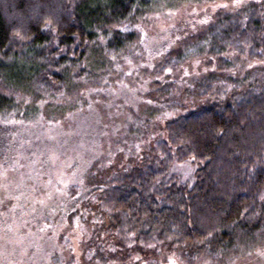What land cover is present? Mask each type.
Returning <instances> with one entry per match:
<instances>
[{
  "label": "trees",
  "instance_id": "16d2710c",
  "mask_svg": "<svg viewBox=\"0 0 264 264\" xmlns=\"http://www.w3.org/2000/svg\"><path fill=\"white\" fill-rule=\"evenodd\" d=\"M183 1L0 0V125L26 118L50 93L96 77L92 55L100 61L101 53L122 52L136 41L135 20L158 3L172 8ZM226 47L264 59V2L216 15L167 54L155 68L159 74L206 54L210 70L192 89L202 105L168 120L143 154L132 151L119 167L91 173L80 194L73 189L68 211L89 214L97 231L114 239L108 251L129 255L135 247L142 255L168 244L223 250L240 234L264 231V79L242 88L223 79L233 65ZM163 92L171 93L161 91L158 103ZM181 164L193 169L188 181L175 172ZM94 236L87 257L106 262L112 256Z\"/></svg>",
  "mask_w": 264,
  "mask_h": 264
},
{
  "label": "rangeland",
  "instance_id": "374dc122",
  "mask_svg": "<svg viewBox=\"0 0 264 264\" xmlns=\"http://www.w3.org/2000/svg\"><path fill=\"white\" fill-rule=\"evenodd\" d=\"M263 2L186 0L172 8L158 3L132 23L133 45L115 55L101 53L100 61L91 56L96 77L80 80L65 94L50 93L53 96L41 99L35 104L37 112L26 118L1 122L0 151L5 155L0 154V218L6 222H0V263L264 264L262 229L249 237L240 234L223 250L212 244L195 248L168 244L142 255L131 247L128 255L118 248L108 251L107 243L114 239L97 231L89 214L68 211L73 189L80 194L91 173L100 170L101 176L119 167L132 151L143 154L168 120L202 105L203 100L193 99L192 89L210 70L206 54L159 74L155 68L163 58L203 31L216 15ZM226 48L233 65L220 74L223 79L231 77L239 88L264 79V59H251L245 48ZM164 89L171 93L163 92L158 103ZM109 157L111 162L106 163ZM175 172L188 181L193 169L181 164ZM96 234L97 242L105 244V255L112 256L106 262L87 257L85 249L95 247Z\"/></svg>",
  "mask_w": 264,
  "mask_h": 264
}]
</instances>
